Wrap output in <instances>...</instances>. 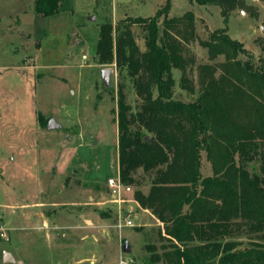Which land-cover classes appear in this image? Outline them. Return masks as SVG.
<instances>
[{
    "label": "rangeland",
    "instance_id": "obj_1",
    "mask_svg": "<svg viewBox=\"0 0 264 264\" xmlns=\"http://www.w3.org/2000/svg\"><path fill=\"white\" fill-rule=\"evenodd\" d=\"M33 2L0 0V264H100L94 256L101 252L112 264H119V254L126 262L131 256L134 263L128 264H166L150 259L168 238L157 231L160 224L136 218V187L120 201L108 188L107 179L118 172L119 78L114 63H98L94 51L101 23L152 16L167 0H61L56 13L40 17ZM234 3L225 22L216 4L170 2L167 16L189 11L194 16L196 36L184 43L183 54L196 93L199 66L223 60L210 59L199 43L213 30L225 27L246 47L245 57L264 66V0ZM131 30L143 49L142 26L133 24ZM108 67L105 86L101 70ZM180 74L173 70V98L191 100ZM123 80L134 106L133 86ZM40 117L54 119L59 127L47 128ZM200 164L202 175H210L204 152ZM248 167L257 169V164ZM140 189L145 193L148 185ZM119 212L134 224L118 230ZM124 240L129 252L121 249ZM4 251L15 261L4 262Z\"/></svg>",
    "mask_w": 264,
    "mask_h": 264
},
{
    "label": "trees",
    "instance_id": "obj_2",
    "mask_svg": "<svg viewBox=\"0 0 264 264\" xmlns=\"http://www.w3.org/2000/svg\"><path fill=\"white\" fill-rule=\"evenodd\" d=\"M195 1L218 5L225 22L236 5L235 0ZM170 2L152 16L126 15L99 26L97 62L114 63L119 78L115 121L120 181L136 187L139 208L156 216L161 225L157 231L168 238L161 253L150 255L152 261L264 264V66L245 57L246 47L225 27L213 30L199 43L210 59L223 60L199 66L196 93L183 54L184 43L196 36L194 16L191 11L167 16ZM33 4L40 17L56 13L62 3ZM133 24L142 26L143 49ZM174 69L180 70V86L191 100L173 98ZM125 78L136 95L134 106L126 99ZM202 152L211 164L210 175L201 173ZM250 163L257 169L249 168ZM144 185L145 193L140 189Z\"/></svg>",
    "mask_w": 264,
    "mask_h": 264
},
{
    "label": "built area",
    "instance_id": "obj_3",
    "mask_svg": "<svg viewBox=\"0 0 264 264\" xmlns=\"http://www.w3.org/2000/svg\"><path fill=\"white\" fill-rule=\"evenodd\" d=\"M108 188L110 190L111 195L118 201H120V198L122 195L128 193L131 191L132 187L130 185H125L120 181L119 174L117 172L116 176H111L107 179ZM117 220L115 222V226L118 230H121L124 227H129L134 224L132 217H125L121 214V212L117 215ZM0 235H4V229L0 227ZM119 264H128L125 259H123L122 255L119 257Z\"/></svg>",
    "mask_w": 264,
    "mask_h": 264
},
{
    "label": "water",
    "instance_id": "obj_4",
    "mask_svg": "<svg viewBox=\"0 0 264 264\" xmlns=\"http://www.w3.org/2000/svg\"><path fill=\"white\" fill-rule=\"evenodd\" d=\"M92 18V17H91ZM261 30H262V33L264 34V26H261ZM112 71V68L108 67V68H103L101 70V79H102V83L105 85V86H108V81H109V77H110V73ZM46 127L47 128H58L59 125L55 122L54 119L52 118H48V121L46 123ZM146 139H149V136L146 135L145 136ZM128 241L127 240H124L122 246H121V249L123 252H129V249H128ZM4 255H3V261L4 262H13L15 261V258L9 253V252H6L4 251Z\"/></svg>",
    "mask_w": 264,
    "mask_h": 264
},
{
    "label": "crops",
    "instance_id": "obj_5",
    "mask_svg": "<svg viewBox=\"0 0 264 264\" xmlns=\"http://www.w3.org/2000/svg\"><path fill=\"white\" fill-rule=\"evenodd\" d=\"M135 216H136V218H140L141 220H143V219H148L149 220L150 219V220L154 221L156 225L160 224L158 222L156 216L153 215L147 208H145V209L140 208L139 212H137V213L135 212ZM120 256H121V254H119V257ZM96 260L98 262H100V264H112L111 261H109V260L104 258V252H101L99 255L94 256V261H96ZM129 260H130L131 263H134L133 259L131 258V256L129 257Z\"/></svg>",
    "mask_w": 264,
    "mask_h": 264
}]
</instances>
